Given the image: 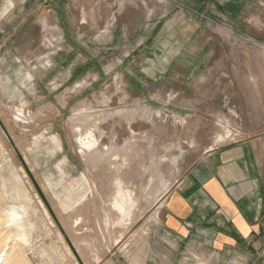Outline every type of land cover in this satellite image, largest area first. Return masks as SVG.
<instances>
[{
	"label": "rangeland",
	"instance_id": "374dc122",
	"mask_svg": "<svg viewBox=\"0 0 264 264\" xmlns=\"http://www.w3.org/2000/svg\"><path fill=\"white\" fill-rule=\"evenodd\" d=\"M194 1L181 0V7L189 9ZM220 1L222 7L197 6L194 11L207 18L214 32L240 33L237 39L242 43L215 45L214 104L187 100L183 107L173 91L148 100L138 98V88L130 94L122 71L108 69L118 57L96 49L99 32L94 28L79 39L87 45L62 37L59 20L69 14L95 15L106 26L118 9L114 0H80L79 9L74 0H26L16 7L0 0V117L84 264L99 260V254L86 253L88 248L101 245L110 251L129 239L150 235L162 219L170 192L208 149L264 128V118L252 116L253 106L264 105V23L252 22L255 17L264 21V5L260 0H245L244 5L240 0ZM68 5L73 9L69 14ZM226 12L232 13L233 22L222 21L220 15ZM12 13L21 22L6 23V15ZM28 16L36 17L35 26L22 21ZM65 25L77 34L76 28ZM253 33L259 39L251 37ZM257 63L262 66L253 71ZM243 84H248L249 95L254 90L252 103L245 100ZM227 89L234 95H225ZM258 99L261 104L255 103ZM46 112L52 116H39ZM89 131L94 139L82 148L75 140ZM5 138L0 129V264H81L50 223ZM73 180L77 183H72V192L80 205L70 213L90 218L86 228H74L72 215L66 214L70 208L63 205ZM88 233L94 237L86 240Z\"/></svg>",
	"mask_w": 264,
	"mask_h": 264
},
{
	"label": "crops",
	"instance_id": "0c3cea01",
	"mask_svg": "<svg viewBox=\"0 0 264 264\" xmlns=\"http://www.w3.org/2000/svg\"><path fill=\"white\" fill-rule=\"evenodd\" d=\"M7 1H12L11 7L26 3V0ZM74 1L77 3L74 7L79 9L80 0ZM209 1L195 0L186 9L187 6L181 7L184 4L181 0H114L118 9L105 21L106 26L95 15H84L82 11L75 16L69 14L73 9L68 5L69 15L65 20L59 18V22L76 28L77 34L63 24L59 28L66 40L86 37L91 27L97 30L98 52L111 51L118 57L108 69L122 71L123 85L130 94H134V88L140 89L139 99L162 98L173 91L183 107L186 103L182 101L187 100L190 104L212 105L215 45L242 42L237 39L238 32H214L207 25V18L194 11L197 6L222 7L220 0ZM240 1L244 5L245 0ZM259 2L264 5V0ZM13 13L6 15V23L21 22ZM230 15L231 12H226L220 16L230 23L233 22ZM22 21L34 26L37 23L35 16ZM252 22L264 23L259 17ZM250 36L260 37L254 33ZM78 43L87 45L84 39ZM261 66L257 63L251 69L259 71ZM238 68L234 70L240 71ZM247 85L243 84V93L247 94L244 95L247 103H252L249 99L254 90L249 95ZM234 93L227 89L224 94ZM255 103L261 104L260 100ZM253 110L254 118H264V105L253 106ZM75 181L70 184L64 181L70 187L63 203L70 208L66 214L80 205L78 195L72 192ZM70 218L74 228H86L90 223L86 216ZM153 226L150 235L129 239L110 251L100 245L86 249V253L99 254L97 264H264V128L254 135L208 149L206 156L170 192L162 219ZM66 232L73 241L67 229ZM92 237L94 234L88 233L86 240Z\"/></svg>",
	"mask_w": 264,
	"mask_h": 264
},
{
	"label": "water",
	"instance_id": "95a60500",
	"mask_svg": "<svg viewBox=\"0 0 264 264\" xmlns=\"http://www.w3.org/2000/svg\"><path fill=\"white\" fill-rule=\"evenodd\" d=\"M0 127L2 128L4 134L6 135L10 145L12 146L16 156L18 157L20 163L22 164V166L24 167L25 171L27 172L28 176L30 177V180L32 181L34 187L36 188L37 192L39 193L40 197L42 198L44 204L46 205L48 211L50 212L52 218L54 219L56 225L58 226L61 234L63 235L64 239L66 240V242L68 243L69 247L71 248V250L74 252V254L76 255V257L78 258V260L81 262V264H84L82 262V259L76 249V247L74 246V244L72 243V240L70 239L68 233L66 232L65 228L63 227L62 223L60 222L56 212L54 211L52 204L50 203L49 199L47 198L44 190L42 189V186L40 185L38 179L36 178V176L34 175V173L32 172L31 168L29 167L27 161L25 160L24 156L22 155L21 151L19 150L18 146L16 145L13 137L11 136L10 132L8 131L6 125L4 124L2 118L0 117Z\"/></svg>",
	"mask_w": 264,
	"mask_h": 264
},
{
	"label": "bare ground",
	"instance_id": "6f19581e",
	"mask_svg": "<svg viewBox=\"0 0 264 264\" xmlns=\"http://www.w3.org/2000/svg\"><path fill=\"white\" fill-rule=\"evenodd\" d=\"M0 129H1V132H2V134H4V132H3V130H2V128L0 127ZM8 129V128H7ZM9 131V130H8ZM10 132V131H9ZM92 132V131H91ZM90 131L89 132H87V133H84V134H82V135H79L78 137H77V139L75 140V141H77V143L80 145V147H82V148H85L86 146H88V145H90L91 144V142H92V140L94 139V138H92L93 137V132L91 133ZM10 134H11V132H10ZM5 135V134H4ZM11 136H12V134H11ZM5 137H6V135H5ZM13 137V136H12ZM7 138V137H6ZM5 138V139H6ZM13 139H14V137H13ZM7 141H8V139H7ZM15 141V143H16V140H14ZM18 143H16V145H17ZM11 146V145H10ZM18 146V145H17ZM19 148V147H18ZM19 150H20V148H19ZM22 150V149H21ZM21 153H22V151H21ZM22 155L24 156V154L22 153ZM24 158H25V160L27 161V163H28V165H29V167L31 168V170H32V172L34 173V170H33V168H32V166H30V164H29V162H28V160H27V158L24 156ZM19 170H21L23 173H24V175L27 177V179H28V181L31 183V184H33L32 183V181L30 180V177L28 176V174H27V172L25 171V169H24V167L22 166V164L20 163V165H19ZM35 175V174H34ZM36 176V175H35ZM37 178V177H36ZM118 180V179H117ZM168 187H169V185H168ZM43 189V188H42ZM35 194H36V196H37V198H38V201L40 202V204H41V207L42 208H44V210H45V213L48 215V217L50 218V223L55 227L56 226V228L58 229L57 231L59 232V234H61V232H60V230H59V228H58V226L56 225V223H55V221H54V219L52 218V216H51V214H50V212L48 211V209H47V207H46V205L44 204V202H43V200H42V198L40 197V195H39V193L37 192V190L35 191ZM133 194V193H132ZM48 198V197H47ZM167 199V198H166ZM166 201V200H165ZM165 201H162V203L164 204L165 203ZM53 207V206H52ZM53 209H54V207H53ZM54 211H55V209H54ZM56 212V211H55ZM57 214V213H56ZM57 216H58V214H57ZM13 217V216H12ZM18 217V216H17ZM58 218H59V216H58ZM59 220H60V218H59ZM13 221V220H12ZM15 222H17V220L15 221ZM60 222H61V220H60ZM62 223V222H61ZM63 225V224H62ZM64 227V226H63ZM66 230V229H65ZM61 236H62V234H61ZM63 237V236H62ZM71 239V238H70ZM65 241V240H64ZM72 243H73V241H72ZM74 244V243H73ZM74 246H75V244H74ZM76 247V246H75ZM70 249V248H69ZM77 249V248H76ZM9 249L8 248H5L2 252H4V254H3V257H5V261L7 260V258H8V255H9ZM78 251V250H77ZM79 251H80V249H79ZM1 257V256H0Z\"/></svg>",
	"mask_w": 264,
	"mask_h": 264
}]
</instances>
